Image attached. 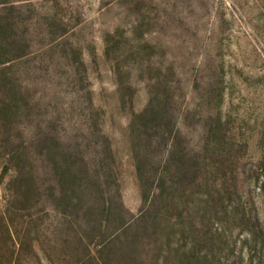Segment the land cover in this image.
<instances>
[{
    "label": "trees",
    "instance_id": "obj_1",
    "mask_svg": "<svg viewBox=\"0 0 264 264\" xmlns=\"http://www.w3.org/2000/svg\"><path fill=\"white\" fill-rule=\"evenodd\" d=\"M15 1L0 0V264L29 256L42 264L48 221L77 240L73 264H264V121L233 119L219 107L223 90L211 89L206 101L217 106L202 115V144L191 145L181 126L188 92L174 65L151 75L148 42H107L116 66L106 104L90 88L46 101L33 90L46 74L32 79L42 62ZM59 45L77 80H87L82 50L66 42L50 50ZM131 59L150 72L143 96L123 72ZM116 116L125 120L135 216L123 202L116 136L106 130Z\"/></svg>",
    "mask_w": 264,
    "mask_h": 264
},
{
    "label": "rangeland",
    "instance_id": "obj_2",
    "mask_svg": "<svg viewBox=\"0 0 264 264\" xmlns=\"http://www.w3.org/2000/svg\"><path fill=\"white\" fill-rule=\"evenodd\" d=\"M15 3L23 6L18 12L22 18L19 28L23 30L24 22L29 24L30 42L42 62L32 79L41 80L46 74L47 83L33 90L46 101L53 94L54 99L69 101L76 92L90 88L96 100L106 104L115 88L116 66L115 56L105 54L107 42H148L147 53L154 66L151 75L157 73L158 67L166 69L174 65L180 84L188 92L189 113L181 126L189 133L191 145L198 148L202 144V115L217 106L214 101H206L211 89L223 90L225 98L219 107L224 113L233 111V119L247 114L264 121V0H16ZM62 27L69 32L63 35ZM51 42L74 44L82 50L87 80H77L79 75L72 59H68L60 45L50 50ZM138 68L133 59L123 63L125 77L131 76L138 94L143 96L145 86L140 82L150 72ZM174 80L179 84L177 78ZM116 118L107 121L106 130L116 136L115 145L125 164L123 202L135 216L139 194L127 169L120 136L125 120ZM46 224L43 245L48 257L42 264L75 263L80 254L77 240L67 241L55 222ZM25 260L26 264H38L35 256Z\"/></svg>",
    "mask_w": 264,
    "mask_h": 264
}]
</instances>
